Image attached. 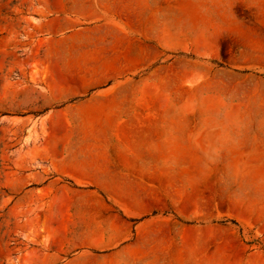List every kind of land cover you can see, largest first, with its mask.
I'll return each mask as SVG.
<instances>
[{
	"label": "rangeland",
	"instance_id": "obj_1",
	"mask_svg": "<svg viewBox=\"0 0 264 264\" xmlns=\"http://www.w3.org/2000/svg\"><path fill=\"white\" fill-rule=\"evenodd\" d=\"M228 1L237 4L232 17ZM242 1L150 0L148 12L136 13V25L150 26L151 58L136 70L135 90L149 92L151 104L146 98L134 111L137 121L154 125L150 137L138 138L140 123L121 142L132 151L142 143L137 163L177 179L160 204L127 217L100 184L63 173L107 176L105 154L118 161L110 144L128 119L68 108L96 88L79 78L89 69L84 58L68 52L53 71L52 61L36 60L37 47L32 53L45 35L31 31L33 11L56 13L68 2L0 0V264H264V60L248 58L264 43L245 49L243 34L227 33L228 21L258 20L250 1L264 21V0ZM164 18L167 48L158 42ZM175 25L183 30L174 33ZM69 159L74 166H64ZM195 182L197 199L186 200ZM71 190L95 191L110 214L127 221L129 237L117 245L97 241L102 247L77 240ZM148 221L158 237L142 243L138 227ZM109 222L100 216L92 228L101 235ZM83 253L96 261H80Z\"/></svg>",
	"mask_w": 264,
	"mask_h": 264
},
{
	"label": "crops",
	"instance_id": "obj_2",
	"mask_svg": "<svg viewBox=\"0 0 264 264\" xmlns=\"http://www.w3.org/2000/svg\"><path fill=\"white\" fill-rule=\"evenodd\" d=\"M64 1L68 3L65 4L64 8L59 7L56 13L42 14L39 10L33 11L36 16H32L33 20L29 21L31 31L36 35L42 33L45 35L36 38L32 53L37 47L36 60L52 61L53 71L61 65L59 59L68 57V52L70 57L84 58L85 61L82 64L89 69H86L87 72L79 78L81 81L87 82V85L96 86V88L89 90L78 104L69 102L71 106L68 108L126 114L128 119L124 123L119 121L116 129L118 133L116 132L115 135L118 142L110 144L113 150L112 154L118 158V161L114 162L109 159L111 153L106 152L105 154L108 167L112 166V168H108L107 176L102 177L96 174L92 181L86 179L83 173L74 175L78 170L73 173L69 171H63V173L73 178L78 184H100V187L106 190L124 216L136 217L145 214L160 204L161 197L167 194V186L177 179L176 173L162 169L150 171L149 166L145 164L140 166L137 163V159L143 153L145 154L141 148L142 143H137L138 148L133 152L129 143L121 142L126 140L129 131L138 128L140 123L144 124V131L142 129L136 131L138 138L143 140L150 137L154 125L150 120L137 121L136 114L138 112L134 111L136 103L144 105L148 102V105L151 104L149 92L142 93L135 90L136 70L149 64L151 58L150 44L149 41L147 42L150 26L136 25V13L138 12L139 16H143L145 11L148 12L150 0ZM242 2L246 3L247 1L243 0ZM146 3L148 5H145ZM249 3L256 9L254 18L258 20L254 21L255 24L247 25L241 20L228 21V25H230L227 29V33L243 34L240 44L244 45L245 49H247V43L251 41L255 43V46L264 43V21L259 14L257 4L251 1ZM235 5L237 6L235 1H228L226 13L229 17H232L235 12ZM164 17L166 18V13ZM165 18L164 24L162 23L160 28L161 32H164V38L158 42L160 46L166 47ZM141 21L142 19L139 22ZM182 30V27L175 25L174 33ZM41 48L43 50L39 54ZM241 53L245 55V52ZM248 58L260 63L264 60V51L257 52ZM149 91L152 92L151 88ZM160 95L156 91L155 97H160ZM146 98H149L147 102ZM137 107L140 108V106ZM64 163V166H74L71 159L64 161ZM101 177L104 180L101 181ZM102 182L104 185L101 184ZM196 184L197 182L188 186L185 193L186 200L197 199L194 188ZM70 193L72 199L75 200L74 218L76 225L80 228V231L75 233L77 240L91 242L93 246L102 247V243H97V241L117 245L129 237L130 227L127 221L119 214H110L108 211L111 208L98 197L95 191L71 190ZM146 197H149V202H146ZM100 216H105L110 221L105 226L108 228L103 229L101 235L92 228V224ZM155 224L156 222L148 221L138 227L142 243H149L151 239L158 237V234L154 233L156 229H153ZM81 227H85L87 232L83 233ZM104 233L107 236L106 239H104ZM96 236H101V238L96 239ZM119 256L118 253L112 258L120 259ZM96 259L90 253H83L79 258L80 261L86 263L94 262ZM103 260H110V258H102Z\"/></svg>",
	"mask_w": 264,
	"mask_h": 264
},
{
	"label": "bare ground",
	"instance_id": "obj_3",
	"mask_svg": "<svg viewBox=\"0 0 264 264\" xmlns=\"http://www.w3.org/2000/svg\"><path fill=\"white\" fill-rule=\"evenodd\" d=\"M194 188L195 189H198L199 188V182L196 185H194Z\"/></svg>",
	"mask_w": 264,
	"mask_h": 264
}]
</instances>
